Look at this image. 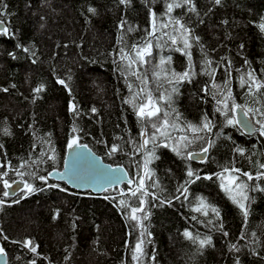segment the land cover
Returning <instances> with one entry per match:
<instances>
[{
  "label": "trees",
  "instance_id": "obj_1",
  "mask_svg": "<svg viewBox=\"0 0 264 264\" xmlns=\"http://www.w3.org/2000/svg\"><path fill=\"white\" fill-rule=\"evenodd\" d=\"M171 2L3 0L7 7L0 8V19L9 34H0V174L7 172L0 175V200L4 201L0 204V245L6 252V264H32L33 260L35 264H236L237 258L240 264H264V192L249 190L251 200L245 220L229 193L220 186L227 183L229 173L224 174L223 181L217 175L225 167L251 172L254 177L257 171H264L259 169V164L264 163V141L258 132L247 136L236 124H227L225 116L216 111L217 107L223 111V105H218L210 94L216 92L213 84L223 88L227 79L228 88L224 91L231 92L229 117L234 116L233 103L245 111L264 110V95L250 96L247 85L241 87V76L247 78L248 71L254 70L257 78L264 80V31L259 28L264 23V0H222L220 5L213 0H193L196 12L184 5L168 13L167 4ZM89 8H94L95 13ZM150 13H155V22ZM121 20L127 21L123 29L119 27ZM177 20L191 32V47L186 50ZM153 23L156 38L147 37L153 31ZM162 23H168V28L162 29ZM128 27L133 31L128 32ZM164 32L168 35L164 36ZM121 36L129 45L152 39L148 62L134 68H139L141 78L147 76V90L153 97L165 90L171 92V108L159 101L163 111L175 109L181 126L184 122L199 124L205 114L215 125L211 133L199 134L212 141L206 159L199 163L190 161L187 153L207 146L204 141H194L182 149L183 156L172 151V139L157 141L155 154L159 159L148 165L154 176L145 181L149 195L143 197V207L148 219L143 221V228L129 218L130 208L118 206L120 199L140 206L139 200L127 192L129 185L93 195L50 178L45 183L31 175H47L61 169L68 142L75 135L103 161L122 165L134 181L131 187L138 183L144 171V154L134 152V146L141 140L142 126L149 134L153 130L150 123L142 125L133 106L125 102L145 85L122 72L123 62L115 55L124 46L118 43ZM170 36H175L177 43L173 44ZM193 37H199V41ZM185 51L191 54L190 58ZM206 59L212 61L214 75L205 71ZM189 67L195 73L190 82L172 78V71L182 73ZM156 71L161 72L159 78L153 76ZM61 79L67 88L58 83ZM41 86V91H35ZM261 91L264 93V89ZM70 102L76 105V113L69 110ZM93 107L97 112L91 111ZM248 115L255 125L264 123L260 113ZM73 128L77 129L75 133ZM185 134L189 138L194 135L178 129L171 131V137ZM129 140L133 143L129 144ZM114 143L121 144L122 150L109 156V147ZM147 148L151 150L152 145ZM238 148L244 150L243 155ZM41 153L44 162L32 164ZM51 155L55 160L48 159ZM26 160L30 166L21 167ZM189 168L201 178H188ZM18 172L26 174L21 176ZM206 176L212 179H205ZM18 179L43 190L4 196L3 181ZM189 179L194 182L187 183V193L181 195L177 188ZM241 179L250 188H264V179ZM152 193L159 199H154ZM175 196L180 198L174 199ZM201 198L206 207L196 211ZM165 200L171 203L161 205L160 201ZM213 207L219 210V218L211 211ZM185 230L200 239L211 237V245L201 248L198 242L184 236ZM141 239L144 254L134 261L133 249ZM25 240L32 241L36 253L24 245ZM231 244L240 251L231 249Z\"/></svg>",
  "mask_w": 264,
  "mask_h": 264
},
{
  "label": "snow or ice",
  "instance_id": "obj_2",
  "mask_svg": "<svg viewBox=\"0 0 264 264\" xmlns=\"http://www.w3.org/2000/svg\"><path fill=\"white\" fill-rule=\"evenodd\" d=\"M131 0H120L121 4H127L130 3ZM215 5H220L222 3V0H213ZM184 5H188L189 6V11L192 12H196V7L195 4L193 3V0H182V2H177V0H173V2L168 3L167 4V12L171 13L174 7H182ZM7 5L3 3V0H0V8H6ZM89 12L95 13V9L94 8H89L88 9ZM150 15L153 18V22H155V13H150ZM3 16V13L0 12V17ZM175 23L179 26L178 30H182V36H183V49L186 50L188 48L191 47V44L189 43V36L191 35L190 29H188L184 24L180 23L179 20L175 21ZM224 23H227V21H224ZM127 24L126 20H121L119 27L121 29L125 28V25ZM169 24L168 23H162L160 25V27L162 29H166L168 28ZM259 28L261 31H264V23H260L259 24ZM128 32L133 31V29L131 27L127 28ZM156 31L157 29L155 28V23H153V31H149L147 33V37H151V38H156ZM0 34H9V30L8 28L3 26V20L0 19ZM164 36H167L168 33L164 32L163 33ZM169 39H171L172 43L175 44L177 43V39L175 36H170ZM193 39H195L196 41H199V37H193ZM118 43L123 44L124 46L119 48L115 55L117 57V60L120 62H123V68H122V72L125 74H129L132 76H135L138 80H141V83L143 85H145L144 87H141L138 91L133 92L131 98L127 99L125 102L128 104H131L135 110V114L136 116L139 118L140 122L142 125H146L147 123L151 124V129L153 131H151V133L149 134V132L147 131L146 127L141 128L140 131V137L141 140L139 142H137L134 146V152H143L144 154V161H143V175L140 176L138 183H135V187H131V185L134 184L133 180H129L128 184L130 185V187L127 189V192L130 193L131 197L133 198H137L139 200V207H135V206H131L128 204V202L124 199H120L118 201V206H122L124 208H130V212L128 213L129 218L132 221H136L141 228L144 227L143 225V221L148 219V214L145 212V209L143 207L145 200L143 199L144 196L149 195V193L146 190V179H152V177L154 176V172H152L149 168L148 165L149 163H151L154 160L159 159L158 156H156L155 154V148L158 147V143L157 141L160 139H172L173 140V145L172 146V151L175 152L177 155L179 156H183L184 152L182 151V149H186L191 143H193L194 141H204V143L207 145L205 147H202L201 151L204 154H207L209 151V148L212 146V141L210 139H208L206 136L204 135H199L200 133H211L213 127L215 126L212 122V120L205 114L200 123L199 124H193L191 122H184L183 126H181V124L179 123L180 120V114L175 112V109H172L171 112L168 111H163V109L159 106V101H165V103L168 104V106L171 108V104H172V94L171 92H167V90H165V92L161 93L158 97H153V95L151 94L150 91L147 90V76H144L143 78H141L140 74H139V68L136 67L134 68V65H138V64H144L147 63V59L146 57L151 55V48L153 47L152 44V39H145L140 43H134V44H127V42L124 40V37L121 36L118 38ZM241 48H243L244 46L241 45ZM24 51H28V49H24ZM134 53V55H133ZM11 55V53H10ZM185 55L189 56L190 58V53L185 51ZM170 57L168 58V60L170 61ZM222 60L225 58H221ZM117 61H114V63ZM165 63L164 60L161 61V65H163ZM245 64H248V61L245 60L244 62ZM212 64V61L210 60H205L204 61V65H205V71L207 72V74L209 75H214V69H211L210 66ZM231 67V61H228V68ZM227 71V69H226ZM195 73L192 72L191 67H189L188 69H186L184 72L182 73H176L175 71L171 72V76L173 79H175L177 82L179 81H184V80H189L190 82V78L192 75H194ZM161 75V72L156 71L153 73V76L156 78H159ZM164 75L167 77L168 73L165 72ZM231 75V73L229 72V76ZM246 77L245 76H241V87H244L245 85H247V89H248V94L250 96L256 97L257 95H264V93H262V89H264V80L258 79L257 76L254 74V70L253 71H248L246 72ZM70 79V77H69ZM58 83H60L61 85H64L67 88V84L65 83V81L63 79L58 80ZM168 83H172L171 80L168 81ZM14 87V85H13ZM129 87L131 88V85H129ZM212 87L214 89H216L215 93H210L213 97V99L217 100V104L218 105H223V111L220 107H217L216 111L221 112L222 115L225 116L227 124L229 125H235V124H243L245 127L248 126V122L246 119H241V120H237L234 116L233 117H229V108H228V100L231 99V92L230 90H228L227 92L224 91V89L228 88V80L226 79L224 81V85L223 88L220 85L217 84H213ZM42 90V86L40 88L35 89V91L39 92ZM3 91H7V89H3ZM176 89L173 88L172 92H175ZM204 91L206 93H208V88L205 87ZM217 94L220 95V99H217ZM139 101V102H138ZM257 103H260L259 100H256ZM241 107L239 105H236L235 103H233L231 111H234L236 108ZM264 107V106H262ZM69 110L73 113H76L77 109H76V105L72 104L70 102V108ZM91 111L93 113L97 112V109L95 107H93L91 109ZM163 112V118H161V113ZM249 112H258L260 113V115L262 117H264V110H262V108H249L246 111L243 112V116L247 117ZM175 113L174 117L172 116V114ZM170 117H172L170 119ZM257 123H261L259 120L257 121ZM261 128L264 129V123H261ZM179 130L181 132H190L192 134H194L192 136V138H189L188 135H181L179 137H171V131H176ZM77 131L76 128L72 129V132L75 133ZM5 132L7 133V129H5ZM261 135H264V131L261 132ZM129 144H132L133 141L129 140L128 141ZM151 144L152 145V149L149 150L147 148V146ZM77 146H81L79 145V138L77 136H73L69 142L67 147L69 149H72L74 147ZM165 147H168V144L164 145ZM0 147H2V145H0ZM82 147H87V145H82ZM122 150V145L121 144H117L114 143L109 147L108 150V155L111 156L119 151ZM54 151V149L52 150ZM237 151L243 155L244 154V150L238 148ZM44 153H41V157L37 158V160L31 161L32 164H38L40 162H44L42 157H43ZM187 157L189 159L193 158V153L188 152L187 153ZM49 160H55V156L51 155L48 156ZM25 166H30L29 165V161H23L21 164V167H25ZM259 169H264V163L259 164ZM225 173H229L228 177H227V183L222 182L221 183V187L225 190V192L229 193L231 200L233 201L234 204H236L239 209L242 211V214L245 218V220H247V217L249 215V206L250 204L248 203L251 198L248 195L249 190L251 191H261L264 192V188L260 187L259 185H256L254 187L249 186V184L241 179V177H246L247 181H252L254 179L256 180H260V179H264V171H257L255 177L251 174V172L248 171H242L241 169L238 168H227L225 167L223 172L217 174L221 180L223 181L224 179V174ZM232 173H237L238 175H233ZM18 175H25L26 173L23 172H18ZM0 175H7V172H4ZM31 175L35 176L36 179L43 181L45 183H47L48 178L52 175L51 172H49L47 175H37L35 172L31 173ZM188 178H192L195 177V179H200L201 177L195 173L191 168H189L187 170L186 173ZM205 179H212L211 176H206L204 177ZM194 182L191 179L186 180L185 185H181L179 188H177V192H179L181 195H184L187 193V183H191ZM4 183V187L5 188H11L12 185L9 184V182L7 180L3 181ZM157 185V182L153 183V187H155ZM49 187H58V185H49ZM24 189H26L25 191V195H29L32 193H35L37 191H42L43 189L37 188L35 187L33 184L28 183L27 181L24 182ZM13 195L15 194L14 192L12 193ZM121 195H124V190H121L120 192ZM139 194V195H138ZM4 196H9V192L5 191L3 192ZM153 196L154 199H159L155 193L151 194ZM179 196H175L174 199H179ZM186 198V197H185ZM105 199H109V197H105ZM19 201H14V203H18ZM4 201L0 200V204H3ZM161 205H163L164 203H171V200H165V201H160ZM206 207L204 205L203 199L201 198L200 201V206L196 208V211H201L202 208ZM211 211L213 213H215V215L219 218L220 216V212L218 209L216 208H212ZM138 213H145L143 216L138 215ZM205 215H207V212H204ZM222 225H221V229H222ZM146 231V229H145ZM224 236H228L227 232L223 233ZM143 235V233H142ZM148 235H150V233H148ZM253 236H255V233H252ZM184 236L188 239H192L194 243L199 244V246L201 248L207 246V245H211V237H205L204 239H200L198 236L197 237H193L192 233L185 230L184 232ZM244 237L242 236L241 239H243ZM4 239H7V237H4ZM24 245L30 248V251L33 253H36L37 248L36 246L32 245V241L31 240H25ZM143 243L144 241L138 240L137 243L135 244V247L133 249V255H132V259L134 261H139L141 259V257L143 256L144 252H143ZM231 249L236 250L237 252L240 251L239 248H237V246L235 244H231L230 245ZM4 255V248L0 247V256ZM154 259V257H153ZM32 264H35V261H32ZM236 264H240L239 259L237 258L236 260Z\"/></svg>",
  "mask_w": 264,
  "mask_h": 264
},
{
  "label": "water",
  "instance_id": "obj_3",
  "mask_svg": "<svg viewBox=\"0 0 264 264\" xmlns=\"http://www.w3.org/2000/svg\"><path fill=\"white\" fill-rule=\"evenodd\" d=\"M5 27V23L3 22ZM238 105V104H237ZM241 106V105H239ZM245 109L241 106L236 108L233 113L237 120L246 119L248 126L236 124L237 128L247 136L264 131L261 125H255L251 117L243 116ZM264 141V135H261ZM79 145L72 149L66 148L63 166L61 169L50 171L52 175L49 177L55 182L64 183L68 188L78 192H90L93 195H101L105 190L110 188H121L122 185H129L128 181L133 180L127 170L122 165H112L94 153L88 146L79 142ZM193 158L190 161L194 163L202 162L206 159L207 154L201 150L192 151ZM2 167L0 157V168ZM12 185L11 188H5L9 192V196L13 197L19 194L24 189V180L18 179L8 181ZM4 184V183H3ZM130 186V185H129ZM15 193L14 195L12 193ZM1 247V245H0ZM7 257L4 250V255L0 256V264H6Z\"/></svg>",
  "mask_w": 264,
  "mask_h": 264
}]
</instances>
